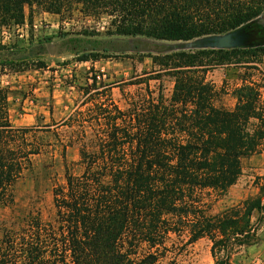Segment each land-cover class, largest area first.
I'll return each instance as SVG.
<instances>
[{
    "label": "trees",
    "instance_id": "1",
    "mask_svg": "<svg viewBox=\"0 0 264 264\" xmlns=\"http://www.w3.org/2000/svg\"><path fill=\"white\" fill-rule=\"evenodd\" d=\"M74 6L112 18L117 36L189 43L238 32L244 46L160 57L162 69L154 73L173 79L169 96L147 85L124 109L94 102L87 119L76 113L71 125L68 118L74 137L61 146L64 175L51 190L54 218L42 224L28 216L17 229L0 228V264H158L171 248L201 239L211 243L213 264H227L230 250L254 235L249 221L260 202L220 214L211 213V203L236 184L241 161L263 151L264 99L257 84H242L232 92L235 106L226 109L216 103L207 74L261 64L264 0H0V30L22 26L26 8L60 16ZM8 95L0 86L1 207L13 203L15 184L44 151L37 131L49 128H13ZM72 146L76 173L65 156Z\"/></svg>",
    "mask_w": 264,
    "mask_h": 264
},
{
    "label": "rangeland",
    "instance_id": "2",
    "mask_svg": "<svg viewBox=\"0 0 264 264\" xmlns=\"http://www.w3.org/2000/svg\"><path fill=\"white\" fill-rule=\"evenodd\" d=\"M79 8L74 6L69 12L51 17L43 16L46 13L36 8H26L22 26L0 30V86L9 89L7 108L12 127L49 126L47 132L37 131L38 143L44 145V151L32 158L30 172L15 184L13 203L0 206L2 229H17L28 216L42 224L53 220L51 190L63 184L64 175L61 146L70 136L74 137V130L66 122L68 118L73 120L71 125L76 113L87 119L94 102L107 105L111 101L124 109L131 96L145 90L147 85L155 94L161 91L163 96H169L173 79L154 73L162 69L158 58L180 52L195 53L211 43L209 38L183 43L117 36L113 34L112 18L82 13ZM3 46L5 50L1 49ZM84 57L88 62L79 61ZM94 58L98 61L93 62ZM238 69L241 78L261 79L257 69ZM219 71L217 67L210 69L208 78L212 75L220 84ZM233 87L228 79L216 88L218 105L233 109L236 102ZM78 88H86L89 94L82 95ZM65 156L69 169L76 173L73 164L78 160V148H67ZM223 198L212 201V214L226 211ZM180 246L181 243L171 248V256L158 264H213L209 240L201 239L183 249ZM235 249L230 250L227 264H237ZM217 258L224 262L225 253L220 251Z\"/></svg>",
    "mask_w": 264,
    "mask_h": 264
},
{
    "label": "crops",
    "instance_id": "3",
    "mask_svg": "<svg viewBox=\"0 0 264 264\" xmlns=\"http://www.w3.org/2000/svg\"><path fill=\"white\" fill-rule=\"evenodd\" d=\"M43 16H52L42 14ZM23 29H20L22 32ZM22 37V36H21ZM220 69L219 76L221 78L220 84L215 81L212 75L207 78L216 85V88L226 83L230 79L231 85L234 89L242 84H260L259 92L262 99H264V57L256 72L260 75V80L256 81L254 76L249 79L241 78L238 74L240 70L238 67L223 66L217 67ZM230 96V93L227 95ZM241 173L235 185L231 186L224 198L221 200L224 210L239 207L247 200H259L261 209L253 211L250 217L249 225L252 228V238L247 246L236 247L234 258L237 264H264V149L261 153L252 155L241 161ZM246 173V175H244Z\"/></svg>",
    "mask_w": 264,
    "mask_h": 264
},
{
    "label": "water",
    "instance_id": "4",
    "mask_svg": "<svg viewBox=\"0 0 264 264\" xmlns=\"http://www.w3.org/2000/svg\"><path fill=\"white\" fill-rule=\"evenodd\" d=\"M211 43L206 48H212L216 50H228L236 47H243V35L238 32H233L220 36L217 38H209Z\"/></svg>",
    "mask_w": 264,
    "mask_h": 264
}]
</instances>
